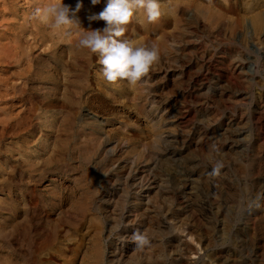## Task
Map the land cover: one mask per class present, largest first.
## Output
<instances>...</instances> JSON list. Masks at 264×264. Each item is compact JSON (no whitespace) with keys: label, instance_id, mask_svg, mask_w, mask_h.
<instances>
[{"label":"rangeland","instance_id":"1","mask_svg":"<svg viewBox=\"0 0 264 264\" xmlns=\"http://www.w3.org/2000/svg\"><path fill=\"white\" fill-rule=\"evenodd\" d=\"M160 3L161 23L142 27L146 15L141 12L121 38L159 45L160 60L148 76L136 85L109 83L98 57L88 60L82 72L63 65L56 74L63 88L57 99L68 97L72 108L54 103L51 84L24 87L16 75L28 67L21 48L33 43L35 28L28 24L23 32L2 38L7 44L0 51V121L8 106L37 116L26 126L30 129L15 130L16 137L0 126L7 135L0 140V264H95L103 246L107 264L112 255L117 264L128 263L134 253L125 252L133 247L137 253L143 243L124 236L108 249L116 232L103 226L97 212L104 202L113 205L132 169L152 178H136L152 196L174 190L163 195L173 215H159L156 224L169 229L165 241L181 250L170 260L212 264L215 255L217 264H264V0ZM41 66L30 71L45 78ZM83 83L91 90L79 98L75 93ZM15 85L31 92L14 100L3 95ZM108 158L103 170L100 163ZM120 166L128 172L119 176ZM92 176L94 187L87 193ZM148 195L134 193L132 205L134 200L148 204ZM22 217H35L44 234L36 249L24 245ZM125 224L133 228L131 219ZM187 230L196 237L187 236Z\"/></svg>","mask_w":264,"mask_h":264},{"label":"bare ground","instance_id":"2","mask_svg":"<svg viewBox=\"0 0 264 264\" xmlns=\"http://www.w3.org/2000/svg\"><path fill=\"white\" fill-rule=\"evenodd\" d=\"M44 2H45V0H0V51H2L1 49L3 48V46H5L7 44V43H4V41L2 39L3 37H5L4 39H6V36H5L6 34H8V33L9 34L10 33L14 34V32H19V31L23 32L24 28L28 27V24L30 25V27L35 28L36 31L35 32L32 31V34H34V36L32 38L33 43H29L28 42L29 44L27 43L24 48H21L22 53H23L22 54V56H23L22 60L24 61V59H25L27 61L28 67L24 68V69L22 68L20 70V72H17L16 75L21 77L22 84L24 85V87L28 86L27 84H29V83H48V84H51L52 85L51 88L54 89V90H51V91H53L52 93H54L55 96H56V98H55L52 95V97L55 98L54 99V103L59 104L60 102H62L64 106H69L70 108H72L73 103L70 101V99L68 97L66 98L65 95H64L65 101H63L62 99H61L62 100L61 101V100H59V98L57 99V96L59 97L60 94H61V93L59 94V91L63 90L62 84L58 80H56V77L60 76L59 75V73H60L59 69L63 65H65V66L69 67V69H72V70L74 69L75 71L78 70V71L82 72V70L84 68V64L88 63V60H90V59H92L94 57H97V56L95 54L91 53L88 49H80V48H78L76 46L78 38H79L78 35H77V30H75V29L72 30L73 34L71 36L64 35V31L65 30H61L60 32L53 33L52 31H50V29L46 25L41 24L38 21L33 19V15H32L33 9L34 8L36 9L37 7L43 6ZM77 2H78V0H64L65 4L71 5L73 8H75ZM106 6H107V0H101V3H99L97 5H93L91 3V0H83V8L77 14L79 22H80V25L83 28H85V29H96V28L105 27V22L103 20L94 19V17L98 16L99 13H101L105 9ZM16 18H19L20 20H16ZM31 20H32V22H31ZM159 20H160V18L158 19V21L150 23L147 20V17L145 16L144 19L142 20L143 22H141V23H144V24H142V27L145 28L147 26L148 27L153 26L155 28L157 26V23H159ZM140 21H141V19H140ZM162 21L160 20V23ZM135 24H137V23H135V21L133 19L126 27L128 29L129 25H133L134 26ZM8 43H9V41H8ZM37 46H39V48L40 47H42V48L44 47V49H43V51L41 53H39L38 55H35L34 54V52H35L34 49H36ZM6 47H8V46H6ZM63 54H64V56H63ZM45 60L46 61L48 60L49 62L46 64V63H44ZM0 61H2L1 57H0ZM41 65H44V68H45L44 72H45V74H47V77H45V78L44 77L40 78V77H38L40 75H35L37 73H34L33 71H30L32 68L34 69L35 67L37 68V66H41ZM88 65H90V64H88ZM56 74H57V76H56ZM69 83H71V82H69ZM74 83L77 84V82H75V81H74ZM75 84H72L71 87H74ZM21 85H15L14 87H12V91L10 90V91L6 92V94H3V95H5V96H12L13 95V97L11 99L14 100V99H17L19 97L20 93H21L20 95H25L26 93L31 92L30 89H27V88L26 89H22ZM77 85H79V84H77ZM91 86L87 85V84L84 85V83H83V86L80 88V91L75 93V94L79 95V98H82L86 94V92H88V90H91L90 89ZM69 88H70V86H69ZM66 90H68V89H66ZM75 90L77 91V89H75ZM75 90H71V91H75ZM66 92H68V91H66ZM1 94H2V92H0V99H1ZM76 95H73V96H76ZM64 97H61V98H64ZM9 101H11V100H9ZM79 103H80V101H79ZM2 111L3 112L1 114V116L4 117V120L0 121V126L2 127L1 130L5 131L6 133L14 131L15 137L17 136L16 131L18 129L20 130L22 128V129H24L22 131H26L27 129H25L24 127L32 124L31 118L33 116H37L34 113H31V111L28 110V109L24 110L23 113H21V112L20 113H15L16 110H13L12 106H8L7 108H3ZM29 127H26V128H29ZM1 130H0V132H3ZM21 133L22 132H20V134ZM113 133H114L113 130H112V133L108 132V134H107L108 140L112 139ZM11 134H12V132H11ZM22 135L24 136V134H22ZM91 135L93 136V132L87 134L86 137L88 138ZM4 136H7V135H4ZM4 136H3V133H0V140L3 139L2 137H4ZM25 141H26V139H25ZM106 142H107V140L101 142L99 145L103 146L104 144H106ZM22 145L24 146L23 143H22ZM25 145H27V144H25ZM31 145H33V144H31ZM27 146H29V145H27ZM191 154H193V153H191ZM142 155H144V154H142ZM111 160H112V158H108V159L103 160L102 163H100V165H101L100 167H103V170H105L108 167V165H107L108 162H110ZM117 161H119V160H117ZM117 161H115V162H117ZM137 162H138V164H141L142 163V158L139 157ZM49 163H50V161H49ZM258 164H259V162H258ZM164 165H166V164H164V163L161 164V167H164ZM31 168L35 169V168H33V166H31ZM28 170H31V169H28ZM41 170L43 171V169H41ZM118 170H120L119 176L123 175L125 172L126 173L128 172V168L125 167V166H123V167L120 166L119 168H117V171ZM52 171H55V170H52ZM88 171H90V170H87V173H89ZM36 172H37V170H36ZM26 173H28V172H26ZM32 173H34V170L32 171ZM143 173H144V171L143 172H139L138 175H135L134 174V170L132 169L130 171V173H129V176H128V180L130 182H132V184L129 185V181L127 180L128 182H127V184L125 186V190L119 191V193L117 195V199L114 200V203H113V205L111 207H109L106 204V202H104V201H103L104 202L103 205L98 207V212L97 213H99V215H101V217L103 216V218H102L103 226L104 227H105V225L109 226L112 229V231H111L112 235H113L114 232H116L115 241L113 242L111 240V243L109 244L108 249L113 250L114 249L113 247L115 245L117 246L116 242L120 241V240L122 241V238L124 236H126L127 239H130L133 243H136L137 239H135V237H136V235H140V236L144 237V240H145V242H143V245L140 247L141 251L135 253V249L133 250V247L131 249L129 248L130 250H128V251L126 250L127 252H125V253H130V252L134 253L133 255L130 256L131 259L126 264H184V263L181 262L182 260H170V257L172 256V254L175 256L176 253L181 252V250H179V247H177L174 243H168V242L165 241L166 237L170 233V232L168 233L166 231L168 228L166 226H163V228L160 229V228H157V225H156L158 223V221H159V217H160L159 215H161L162 217H165V215L167 217L168 213H171V215H173V213H172V209H173L172 204H171V202L168 203L167 202L168 200L164 199L163 195H167L168 196V194H171V192H173L174 190H172L171 192H166V193L159 192L156 195L152 196L151 193L153 191H148V190L147 191H143V187H144L143 184L141 185V182L137 183L138 180L136 178L138 176H140V175H141L140 180L143 179V182L147 181V179H148V182H149L152 179V178H148V176H143L144 175ZM92 177L93 178H88V181H87L88 189H87V191L88 190H92V188L94 187L93 184H94L96 179H94V176H92ZM154 183H156V181ZM106 185L107 184L103 185V188H104L103 193L104 194H106L107 191H108ZM186 186L188 187L187 184H186ZM87 193H89V191ZM134 193H137V195L141 194V193H146V194L149 193V195L147 197L148 204H143L142 202H138V201L134 200V204L132 205V203H133L132 200L134 199V196H133ZM85 194H86V191H85ZM86 195H85V197H87ZM90 197L88 196L87 198L90 199ZM87 198H85V200ZM92 199H93V197H92ZM171 199L174 200V197H172ZM86 202H88V200H86ZM89 202H90V200H89ZM89 202H88V204H89ZM167 204H169V206H167ZM145 205H146V207H145ZM22 211H23V209H22ZM24 211L27 212L26 210H24ZM151 212H153L155 214V216H152ZM127 213H129V216L126 219L125 215ZM21 214L24 215V213H21ZM192 215H194V214H192ZM23 218L24 217H22V220H24ZM132 218H133V220H132ZM130 219H131V223L133 224V228L130 227L131 224L129 226H125L126 225L125 224L126 221H128L130 223ZM34 220H35V217H32L31 220H29V217H26V219L24 220V225H23V229H22L24 245L27 248H29V249H31L33 247H35V249H36V247L39 246V241H41V240L43 241V237H44V234L43 235L41 234L42 232L41 233L38 232V231H40L39 230V226L35 225V221ZM160 222H161V224L165 225L164 222H162V221H160ZM121 227H122V229H121V231H119V229ZM179 229H181V228H179ZM43 230H45V229H43ZM187 231H188V235L187 236H189L190 238L196 237L194 235L195 232L193 233V231H190V230H187ZM51 235H53V234H51ZM51 235L47 236L50 240H51ZM170 235H171V233H170ZM199 237H201V236H199ZM106 251H107V249L105 248V246H103V248L99 249V251H98V259L99 260L97 261V259H96L98 264H107ZM124 251H125L124 249H122V250L119 249V252L121 254H122V252L124 253ZM215 257L216 256L213 255L212 264H217V261H216ZM114 258H115V255H112V260L109 261L110 262L109 264H117L116 261H114ZM96 261H95V264H97Z\"/></svg>","mask_w":264,"mask_h":264},{"label":"clouds","instance_id":"3","mask_svg":"<svg viewBox=\"0 0 264 264\" xmlns=\"http://www.w3.org/2000/svg\"><path fill=\"white\" fill-rule=\"evenodd\" d=\"M93 5L101 0H91ZM83 8V0H78L75 8L64 0H45L43 6L33 12V19L46 25L53 33L64 31L71 36L77 30L76 46L88 49L98 57L103 66V76L109 83L126 80L136 85L147 77L150 70L160 60V48L156 43L138 44L132 39H121L127 25L143 12L147 20L156 22L162 15L160 0H107V6L94 19L103 20L105 27L85 29L80 25L78 13ZM141 243L144 237L136 235Z\"/></svg>","mask_w":264,"mask_h":264}]
</instances>
